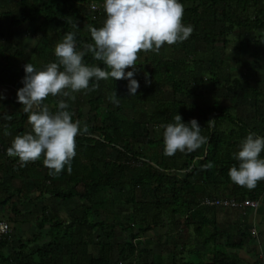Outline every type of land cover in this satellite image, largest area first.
<instances>
[{"label":"trees","instance_id":"obj_1","mask_svg":"<svg viewBox=\"0 0 264 264\" xmlns=\"http://www.w3.org/2000/svg\"><path fill=\"white\" fill-rule=\"evenodd\" d=\"M92 1L95 0H8L11 7L4 10L0 8V22L6 24L8 29L26 25L27 37L37 40V45L30 53L18 49L13 55L5 58L7 63H16L19 69L17 67L15 73L7 80L0 79V86L6 85L17 93V90L23 87L24 65L31 62L32 57L37 60V64L34 63L37 67L56 60L55 43L59 42L67 32H76L75 39L78 49H84L87 44L92 43L88 26L100 27L104 21L102 18L92 20L90 17L88 6L85 5ZM191 1L203 3L201 7L197 5L183 13V22L193 27L192 33L183 43L184 47L194 45L200 40L209 46L218 43L225 47L228 44V38L234 34L242 49H253V38L245 39L243 35L247 31L251 33L264 25L255 14H252L251 19V15L246 13L248 7L255 6V0ZM1 30L0 28V37H4ZM252 52L254 54L253 50ZM84 61L106 67L102 61L95 60L91 53L85 55ZM144 67V65L136 64L135 76H138ZM148 67H150L148 78L154 80L158 77L163 78L170 84L174 94L194 92V87L188 89L187 74L174 59L150 60ZM223 67L224 64L221 61L209 60L207 70L210 83L214 89L222 88L228 97L251 101L255 117L253 127L239 120L231 113V110L221 106L218 102H213L207 108L206 114L198 116L193 113V106L183 102H175L170 107H163L161 103L156 104L155 109L162 116L164 124L174 122L175 114H180L185 123L195 118L203 128V134L209 137L208 142L201 148L185 153L186 159L183 166L189 171L185 172L184 177L170 172L165 174L148 172L146 176L131 179L126 183L121 181L125 166L139 162L146 166L144 157L134 149L135 132L140 123L125 118L123 114L125 109L135 108L133 104L135 96L131 99H123L124 88L123 91L115 93L120 100L117 104L112 99L98 94V89L105 83L110 90H114L117 85L124 86L125 79H101L96 87H93L90 82L87 90L73 93L74 98L49 95L44 103L49 104L50 108L55 110L57 101L66 99L73 113V119L80 121L83 119L79 110L80 97L89 107L90 115L81 123L86 130L76 137V155L71 162V171L69 172L65 166L59 173H54L47 165H41L38 162L39 159L25 163L24 167L19 164L15 166V163L11 162L9 166L0 168L10 167L8 172L11 174L18 172L22 180L30 172L39 174L38 169H43V181L37 187L41 193L63 202L78 199L86 206L82 208V217L65 223L54 221L44 213L36 223L38 234L32 241L21 245V249L28 251L32 243L39 241L44 227L50 226L53 230L64 228L65 231L60 236L54 235L48 245L35 249L38 264H56L58 257H64L67 264H117L119 261L131 263L133 259L138 260L137 264H152V262H147L149 252L143 249L138 250V243L135 239L141 234L163 227L167 221L172 225L178 224L174 218L180 216L185 218L186 225L192 224L194 237L202 248L213 247L205 253L195 250L194 247H186L188 254L193 256L187 261H180L182 258L179 257L176 262V253L173 252L171 264H242L237 253H227L225 249H242L252 235L249 231L243 232L242 230L235 233H223L213 216L211 218L202 216L204 208L200 205L207 196L208 187L223 189L230 186L229 198L237 203L258 201L263 195L264 180L258 181L255 188L249 189L233 183L228 171L237 163L233 153L237 150L241 139L250 131L264 135V112L259 107L261 98H264V91H258L250 84L232 77L224 71ZM128 70H132L131 66L125 69V71ZM139 99L149 102V98L139 96ZM13 103L14 98L9 97L0 109ZM213 119L214 124H208V121ZM9 121L11 122L10 130L13 129L17 135H23L28 122V114L22 112L0 115V135H5L4 123ZM142 130L148 145L163 147V139L152 141L146 130ZM108 149L116 153L115 159L110 158ZM40 159L43 161V156ZM192 178L194 180H191ZM129 182L133 189L138 187L140 190L139 199H128L133 208L130 219L133 227L138 228L136 231L139 235H131L124 243L99 242L96 244V257L88 254L83 233L75 234L74 225L77 224L89 233L94 228L102 230L112 228L104 227L101 223H90L88 214L90 212L99 215L98 208L101 209L107 204L108 194L114 190L122 192L124 185L129 186ZM17 192L20 193L19 189H12L11 185L0 181V207L10 203L15 194H18ZM221 238H224V246L219 248L217 244ZM8 242L9 240H0V264H30L31 254L26 253H18L19 261L14 263L6 253ZM176 248H179L177 253L181 256L185 246L178 245Z\"/></svg>","mask_w":264,"mask_h":264},{"label":"rangeland","instance_id":"obj_2","mask_svg":"<svg viewBox=\"0 0 264 264\" xmlns=\"http://www.w3.org/2000/svg\"><path fill=\"white\" fill-rule=\"evenodd\" d=\"M202 3L203 2L201 1L193 2L191 0H183L184 11L193 9L197 5L201 7ZM93 5L96 6L93 7ZM85 6H88L89 15L92 20H97L99 18L104 20L105 11L103 8V0H95ZM10 7L11 5L8 0H0V8L2 10L8 9ZM0 28L2 29L1 34L4 36L0 37V79L5 81L10 75L15 73L18 67L16 63H7L5 58L13 55L18 49H21L26 53H30L37 45V40L27 37L26 25L19 28L8 29L6 24L0 22ZM185 41L186 39L182 42H177L171 45H163L158 51L141 50L138 53L136 64L144 65L145 67L143 71L138 74V76H134L140 85L134 95H129L128 93L127 80L125 81L124 86L117 85L116 89L114 90H110L105 83H103L98 89V94L107 98H111L114 92L117 93L120 90L123 91L124 88L125 94L123 95V99L127 100L134 98L135 96L133 101L135 108L125 109L123 114L125 118L129 120L132 119L137 123H140V126L135 132L136 138L134 140V149L144 157L146 166L141 165L140 162L130 163L128 166H125V172L123 173L121 179V181L124 183L140 176H146L148 172H156L158 174L170 172L184 177L185 172L189 171V169H185L183 166V163L186 159V152L178 151L174 155H168L165 153L163 147H160L159 145L150 146L143 137L142 129H145L150 140L158 141L163 139V129L159 128L158 126L164 123L161 119L162 116H160L158 111L155 109L157 103H161L163 107H170L175 102H183L186 105L193 106L194 108L192 111L198 116L199 114H206L208 110L207 108L213 102H218L221 106L231 110L232 114H234L239 120L243 121L250 127L255 125V117L249 100L228 97L226 96L224 90L220 87L213 89L207 70L210 59L221 61L224 64L223 69L226 73H229L232 77L247 81L248 83L250 82L252 86H257V88H259L260 84H264V80H262L263 77L260 74V72L264 71V69H261L258 67V65H256V59L254 56L251 55V53L246 49H240V51L236 50L237 47L232 49V47H230L232 44L224 49L220 45L209 46L200 40L195 42L194 45L191 44V46L187 45V47H184L183 43ZM155 59H174L176 62H178L182 66L184 73L187 74L189 84L188 89L194 87V92L191 94L190 92L174 94L170 84L164 81L163 78L158 77L155 80L148 78V74L150 72L148 62ZM30 61L33 64H37V60L33 57ZM19 64L20 63L18 61V65ZM24 74L22 72V75ZM262 87H264V85ZM10 94L11 92L8 89L0 88V106L3 103L2 101L6 100ZM139 96L147 99L149 98V102H144L143 100L139 99ZM79 99V110L83 118L81 123H83L84 119L88 118L90 113L87 103L84 102L83 98L80 97ZM10 108L14 111L24 112L23 105L22 103L18 102L17 98L15 104ZM30 130L31 125L29 124L27 125L26 132ZM108 152L111 159H115L117 157L116 153L112 151V149H108ZM38 162L40 163V160ZM39 172V174L30 172V174L27 175V179L23 181L21 179L14 180L13 184L16 187L18 186L19 189L23 191V194H26L31 190V185L35 184L36 182L41 183L43 181V169H41ZM191 180L194 179L192 178ZM129 184L130 182L128 185ZM207 189H209V187ZM139 196L140 190L138 187L133 189L131 185H124L122 192L114 190L108 194V201L106 202L107 204L101 209L98 208L99 215H94L89 212L88 220L90 223H101L104 227H112L110 229L105 228L102 230L100 228H94L89 233L86 229L79 227L77 224L74 225L73 232L75 234L83 233V237L85 238L84 241L87 243L86 252L88 254L96 257V244L99 242L124 243L130 238L131 235L137 234L136 229L138 228L133 227L132 221L130 219L133 213V208L131 207V204H129L128 199L133 198L137 200L139 199ZM205 197L206 198H204L202 202H209L212 200V197H210L209 194H207ZM26 198L27 197H23L24 202L26 201ZM41 206H43L44 212L40 213L37 211L36 217H34L35 209L32 207H18V210L22 213L20 216L25 215V218L28 220L27 222L30 224H35L34 222H37L40 218H42L44 213L45 216L53 219L54 221L65 223L82 217V208L86 205L80 202L78 199H72L70 201L63 202L46 197L40 201V207L38 210L41 209ZM13 209V207L9 206L0 210V222L4 221L8 223L11 230V239L7 244L6 253L9 255V257H11L14 263H18L19 261V256H17L18 253L31 254L30 264H38V256L34 252L35 249L48 245L54 238V235L60 236L64 234L65 230L64 228H55V230H53L50 226H45L41 231L42 236L40 237L39 241L37 243H32L28 247L29 250L24 251L21 249V245L26 244L27 241H32L34 237L28 231L29 224L20 223V221H18V225H16L17 221L15 219L17 218V215L15 212H11ZM20 216H18V220H20ZM11 219L15 221H12ZM183 222L185 224V221ZM17 227L18 232L16 231ZM148 235L149 236H145L144 234H141L135 239V242L138 243V250L143 249L149 252L147 262H152V264H171V254L173 252L176 253V262L178 261L179 257L182 258L180 261H187L190 259V257H193L188 254V248L186 247L182 255L179 256L177 253L179 248H173L174 243H168V246L171 244L170 249L164 248L163 245L158 244L157 242H160L158 239V228L148 233ZM252 235L254 236L255 234L252 233ZM255 240L252 239L250 242H247L249 243L248 246L242 251L237 252V255L242 260V264H261V261L264 260V240L261 241L263 246L258 244L257 240ZM169 242L171 241L169 240ZM217 245L219 248H222L224 246V238L219 239ZM191 247H194L195 250L200 251L201 253H205L208 252L213 246L202 248L199 245V242L194 241V244H192ZM225 252L230 253V250L225 249ZM201 260L203 261V259ZM137 263L138 260L133 259L131 263H123L122 261H119L117 264ZM56 264L67 263L64 257H58L56 259Z\"/></svg>","mask_w":264,"mask_h":264},{"label":"clouds","instance_id":"obj_3","mask_svg":"<svg viewBox=\"0 0 264 264\" xmlns=\"http://www.w3.org/2000/svg\"><path fill=\"white\" fill-rule=\"evenodd\" d=\"M103 8V24L88 26L93 42L84 49L77 48L76 32L70 31L56 43V60L40 67L31 62L24 65L23 87L17 90V99L28 114L31 130L12 139L6 149L9 156L24 163L43 156V163L54 173L65 166L70 172L76 155V137L86 128L80 120L73 119L66 99H59L55 110L44 100L49 95L74 98L73 93L87 90L90 82L96 87L99 80L109 78L127 80L128 93L134 95L140 86L134 78L138 53L158 51L165 44L182 42L193 31L191 24L183 22L182 0H103ZM87 53L106 67L86 63ZM130 66L132 70L125 71ZM110 99L117 104L120 101L115 92ZM214 122L209 120L208 124ZM158 127L163 129V149L168 155L178 151L191 153L209 140L197 119L185 123L180 114H175L174 122ZM261 153H264V135L248 132L233 153L237 163L229 168L230 180L255 188L258 181L264 180Z\"/></svg>","mask_w":264,"mask_h":264},{"label":"crops","instance_id":"obj_4","mask_svg":"<svg viewBox=\"0 0 264 264\" xmlns=\"http://www.w3.org/2000/svg\"><path fill=\"white\" fill-rule=\"evenodd\" d=\"M246 13L251 15V19L253 18L252 14L253 15L255 14L256 17L259 20H261L262 23H264V0H255V6L248 7V10ZM243 36L245 37V39L251 40V38H253L252 39V44L254 43L252 46L253 49H250V50L247 49V51H249L251 55H253L254 58L256 59L255 60L256 65H258V67H260L261 69H264V25L256 28L251 33L247 31L245 35ZM217 45H220L224 49H226L230 45L232 49H235L237 47L236 49L237 51L238 50L240 51V49H242L239 41L236 39V36L234 34L228 38L227 46L224 47L218 43L214 44L213 46H217ZM252 50L254 51V54ZM260 74L263 77L262 80H264V71H261ZM243 82L248 83L247 81H243ZM248 84L251 85L250 82ZM263 85H264L263 83L260 84L259 88H257V86L255 87L252 85L251 86L257 89L258 91H264V87H262ZM0 88L8 89L11 92L9 97L14 98V103L12 105H7L6 107H2L0 109V115L12 114V113H16V114L22 113V112L14 111L13 109L10 108L16 102L17 93L11 90V88H9L6 85L0 86ZM9 97H7L6 100H8ZM6 100H3L2 102L4 103ZM261 100L262 101L259 104V107L264 112V98H261ZM249 102L251 103V101ZM10 123H11L10 121L4 123V128L6 127L5 135H0V167L4 168L6 166H9L11 162H14L15 166H18L19 164L21 165V167H24L25 163H22V161L18 160L16 157L9 156L6 152V149L7 147L10 146L12 139L17 135L13 129L10 130V127H9ZM29 124L30 123L28 120V122L26 123L25 132L27 129V125ZM39 160H40V164L44 165L43 161L41 159ZM9 168L10 167H7L6 169L0 168V181L11 185L12 189L18 190L19 187L18 186L16 187L13 184V181L17 179H21V178L18 176V172L14 174L9 173L8 172ZM40 170L41 169H38V171ZM25 179H27V177L24 178L23 180ZM39 185H41V183L39 182H36L35 184L31 185V190L26 194L25 193L23 194V191L19 189L20 193L17 192L18 194H15V196L11 199L10 203H8L6 206L0 207V210L6 207H9V206L13 207L14 209L11 210V212L13 213L15 212L17 215L16 216L17 218L15 219L17 221L16 225H18V221H20V223L29 224L28 231L30 232V234L33 235V237H35L38 234V231L36 230V223L38 221L34 222L35 224H30L29 222H27L28 220L25 218V215L20 216L22 213L19 212L18 207H24V206L28 208L32 207L33 209H35L34 217H36L37 211H39L40 213L44 212L43 206H41V209L38 210L40 207V201H42L44 198L49 197V196L46 195L45 193L44 194L41 193L38 190L37 187ZM206 192L207 194L210 195V197H214V198H211L212 200H210L209 202L213 200L230 199L229 198L230 197L229 196L230 186H226L223 189L209 187V189H207ZM23 197L24 198L27 197L26 198L27 202L26 201L24 202ZM51 199L54 200V198H51ZM209 202L201 203L200 206H205L203 207L204 209L202 212V216L206 218H211L213 216L216 224L218 225V227L223 233L225 232L235 233L239 230H242L243 232L249 231L251 235L252 233H254L255 235L254 236L252 235V238L248 242H250L252 239L254 240L256 239L258 244L262 245L261 241L264 240V193L258 200V207L256 209H250V208H244V209L227 208L226 209V208H222L219 206L209 205L208 204ZM18 216H20V220H18ZM184 219H185L184 217L176 216L174 218V221L177 222L178 224L172 225L170 222L167 221L163 227L159 228L158 229V235H159L158 239L160 242H157V243L163 245V247L167 249L171 248V244L170 246H168L169 245L168 243H174L173 248L177 247L178 245L185 246V247H191L192 244H194V241H196V238L194 237V234H193V226H191L192 224L185 225L183 222ZM15 220H12V221H15ZM16 231L18 232V227L16 228ZM150 232L151 231L146 232L144 233V235L149 236L148 233ZM169 240L171 242H169ZM248 244L249 243H246V245L240 250H230V253H237L238 251H242L248 246ZM150 248H147V249H150Z\"/></svg>","mask_w":264,"mask_h":264},{"label":"built area","instance_id":"obj_5","mask_svg":"<svg viewBox=\"0 0 264 264\" xmlns=\"http://www.w3.org/2000/svg\"><path fill=\"white\" fill-rule=\"evenodd\" d=\"M93 8V7H92ZM212 206H219L222 208L229 209H256L258 207V201H244L242 203H237L236 201L230 199H221V200H213L208 203ZM10 240L11 239V230L6 222H0V240ZM261 264H264V260L261 261Z\"/></svg>","mask_w":264,"mask_h":264}]
</instances>
